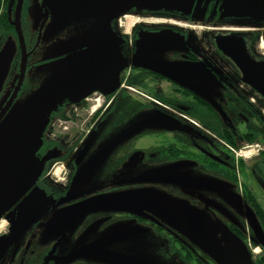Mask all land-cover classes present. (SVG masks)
<instances>
[{"label": "flooded vegetation", "instance_id": "af4514ba", "mask_svg": "<svg viewBox=\"0 0 264 264\" xmlns=\"http://www.w3.org/2000/svg\"><path fill=\"white\" fill-rule=\"evenodd\" d=\"M4 1L0 40L6 48L17 44L20 60L3 106L19 82L22 60L17 0ZM116 10L51 31L45 0H22L18 27L26 62L18 100L50 73L62 74L111 44L119 70L113 80L104 76L109 84L102 89L63 99L31 132V147L15 149L0 207V264H111L108 253L158 264L144 249L160 239L161 256L156 253L168 264H264V232L253 245L235 203L248 202L264 231V0H194L186 13ZM136 56L183 66L171 74L193 88L145 62L136 65ZM210 200L229 202L235 213L209 209ZM163 212L184 221V229L173 228ZM206 220L222 223L238 242L230 236L227 245L217 231L211 247L199 229ZM104 240L109 243L94 253L60 260Z\"/></svg>", "mask_w": 264, "mask_h": 264}, {"label": "water", "instance_id": "95a60500", "mask_svg": "<svg viewBox=\"0 0 264 264\" xmlns=\"http://www.w3.org/2000/svg\"><path fill=\"white\" fill-rule=\"evenodd\" d=\"M193 1L194 0H144L142 3L130 2L127 4L126 0H45V4L49 7V11L52 15L49 30L56 31L62 23H69L78 20L83 16L85 17L91 14L114 15L116 14L115 9L118 11V9L124 10L134 6L138 9L145 8L149 10L161 7L170 10H180L186 13L189 11ZM21 4L22 0H17V8L15 10L16 32L18 34L19 44L22 48L21 72L18 84L10 98L0 110V121L7 110L15 102L14 99L18 94L25 70L24 61L26 62V53L20 28L18 27V15ZM47 14L48 10L46 9L45 14H43L45 19L47 18ZM141 44L142 42L139 41L138 46ZM144 44H149L147 47L151 48L152 45H154V42L150 40L145 41ZM9 52L10 48L2 49L0 53L2 56L1 61L4 60ZM134 60L136 65L145 62L148 64L145 67L157 70L158 72L177 80V82L183 81L185 85L190 87L193 86L192 83L187 82L184 78L171 74L176 72V69L183 68L181 65L142 56H136ZM118 64V51L114 44L107 46L105 49L99 48L94 53L82 57L73 67L69 68L62 74H57V72L54 71V73L51 71L52 73L46 77L45 81L37 90L29 93L21 100L16 101L14 106L15 110L12 111V113L0 125V207L3 199V190L6 185L7 172L11 165V159L15 153V149L20 146L31 147L35 142V138L30 136L31 132L45 121L46 117L57 108L63 99L77 101L85 97L89 92L95 89H102L103 87L101 86L109 84L106 82L104 76L111 80H113L114 77L117 78V72L119 70ZM146 123H148V120L141 121L129 127L124 131L122 137L139 130L140 127L146 125ZM30 167L31 164L24 172L22 180L29 175ZM86 204L84 205L86 206ZM128 211L134 212L132 209H128ZM163 213L166 214L165 221L173 228L178 231L184 229V221L180 219L172 220L169 218V216H172L170 212ZM192 225L194 226L195 224L193 223ZM56 226L57 224L54 227ZM58 228H60V225L57 229ZM200 228L207 231V240L211 247L217 245V240H215V237L212 234L213 231L215 233L220 231L227 245H231L229 240L230 236L238 242L237 238L234 237L222 223L213 224L212 220H206V223H203L202 227L199 222V229ZM109 241L113 242L115 239ZM109 241L104 240L81 246L78 249L71 251L68 255L60 258V260L68 262L80 256L94 253L93 251L96 249L95 246L108 244ZM106 256L111 264H150V262L126 255L108 253Z\"/></svg>", "mask_w": 264, "mask_h": 264}, {"label": "rangeland", "instance_id": "374dc122", "mask_svg": "<svg viewBox=\"0 0 264 264\" xmlns=\"http://www.w3.org/2000/svg\"><path fill=\"white\" fill-rule=\"evenodd\" d=\"M143 1L144 0H126L127 4L130 2L142 3ZM132 20H129L128 24H131ZM6 47H8V45L4 44L2 42V39H1L0 40V53H1V49L6 48ZM18 49L19 48L17 47V44H14V43L11 44L10 43V52H9V54H7L5 56L3 61H1L2 56L0 54V109L3 107L2 104L7 99L8 93L10 92V89L12 86V81L10 82V77L12 75H14V76L17 75V69L18 68L16 67V64L19 63V60H20V58L18 57V53H19ZM13 61H14V63H13ZM21 93H22V91L19 93L15 102L11 105V107L5 113L4 117L1 119L0 125L12 113V111L15 110V108H14L15 103L19 99V96L21 95ZM246 150H248V149H246ZM246 150H243V151H246ZM234 151H238V150L234 148ZM241 158L247 159V157H241ZM233 190L239 195V198H241L240 193L237 192L236 186L234 187ZM236 201L237 202H235V203L238 205V207L241 208V211H238V209L236 211L240 212V213H238V218L240 220L242 229L251 235L253 245L260 244L261 243L260 236L263 232L260 221L258 220V218L256 216L250 214L251 207L249 206L248 202H246L244 200L241 201V199L236 200ZM207 207H209V209H211V210H215V212L221 213L223 216L228 215V213H230V214H232V212L235 213L233 206L229 202H226L225 204H222V203L217 204L216 202H211V200H210V202L207 203ZM209 209L206 208V210H204V213H208V211H210ZM218 232L220 233V231H218ZM212 234L215 237V240H217L216 233L213 231ZM162 241H163V239H160L159 241H157L156 247L151 246L150 248L144 249V255H145V257H147L151 261H154V262L158 261V264H168L158 257V254H160V251L157 250V247L160 243H162ZM167 249H168V247L164 246L161 249V253L164 254ZM156 251H158L159 253L157 252L158 253L157 254ZM160 256H161V254H160ZM171 259H173V257H171ZM175 264H180V263L175 262ZM252 264H263V263H261L259 260H256Z\"/></svg>", "mask_w": 264, "mask_h": 264}, {"label": "trees", "instance_id": "16d2710c", "mask_svg": "<svg viewBox=\"0 0 264 264\" xmlns=\"http://www.w3.org/2000/svg\"><path fill=\"white\" fill-rule=\"evenodd\" d=\"M2 1L5 2L4 0H0V9H1V4H2ZM1 14V13H0ZM4 14V13H3ZM4 19H5V14L4 15H0V26H1V30H2V27L5 29V22H4ZM3 31V30H2ZM263 230V229H262ZM264 232V231H263Z\"/></svg>", "mask_w": 264, "mask_h": 264}]
</instances>
